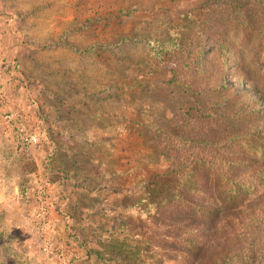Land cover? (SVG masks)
<instances>
[{
    "label": "rangeland",
    "instance_id": "1",
    "mask_svg": "<svg viewBox=\"0 0 264 264\" xmlns=\"http://www.w3.org/2000/svg\"><path fill=\"white\" fill-rule=\"evenodd\" d=\"M238 5L0 0V264H264V15Z\"/></svg>",
    "mask_w": 264,
    "mask_h": 264
},
{
    "label": "trees",
    "instance_id": "2",
    "mask_svg": "<svg viewBox=\"0 0 264 264\" xmlns=\"http://www.w3.org/2000/svg\"><path fill=\"white\" fill-rule=\"evenodd\" d=\"M237 1H239V5H241V6L252 4L254 7L253 10L259 11V13L264 15V0H237ZM239 5H238V9H240V7H241ZM262 20H263V24H264V18H262ZM245 22H247V21L243 20V23H245ZM172 139L174 140L173 144L177 146V156H178L177 164L179 166L178 170L190 167L191 165L194 164V161H195V163H197L199 165L198 168H200V169L203 168L206 170L208 169L212 173L215 172V177L218 178L220 183L221 184H222V182L226 183V185L230 189H228L226 187V185L222 184L224 186V188L226 187L225 198L232 199V201H234V200L237 201L235 196L239 195V193L242 192L243 190L235 191L234 187L231 188L229 186V184L232 183V181L229 182L230 178L228 176H226L227 170L223 169L222 167H218V168L214 169L212 167V164L208 163L206 158L203 156L204 149H202V148L206 149V147H209L210 149H213L214 147H213L212 142H215L214 140L207 139L204 141L201 139V135L199 136V138L193 137V136L186 137L185 135H180L178 137H173ZM181 153H182V155H180ZM198 156L201 159H199ZM232 175H235V174L232 173ZM214 200H215V202H217V204L222 203V202L218 201L217 199H214ZM179 213H181V211H179ZM201 247H202V243H201V245L194 248L195 254L200 252ZM152 250L153 249H150L147 247L144 249V251L147 254L152 252ZM134 262L136 264L141 263V262L137 263L138 261H136V260H134ZM186 262L187 261L185 260V261L178 263V264H188ZM189 264H190V262H189ZM229 264H233V263H229ZM239 264H254V263H251V262L249 263L247 261H241Z\"/></svg>",
    "mask_w": 264,
    "mask_h": 264
},
{
    "label": "crops",
    "instance_id": "3",
    "mask_svg": "<svg viewBox=\"0 0 264 264\" xmlns=\"http://www.w3.org/2000/svg\"><path fill=\"white\" fill-rule=\"evenodd\" d=\"M11 117H13L12 115H10ZM10 116H8V117H6V118H10L11 119V117ZM2 129V133H0V136H4V138H6V139H8V137H12L13 136V134H12V132L11 131H9V130H7L6 128H1ZM16 134V133H15ZM2 146V144H0V147ZM3 196V195H2ZM3 200H5V196H3Z\"/></svg>",
    "mask_w": 264,
    "mask_h": 264
},
{
    "label": "built area",
    "instance_id": "4",
    "mask_svg": "<svg viewBox=\"0 0 264 264\" xmlns=\"http://www.w3.org/2000/svg\"><path fill=\"white\" fill-rule=\"evenodd\" d=\"M11 119H12V117H11ZM26 141H27L28 145L35 146L37 144V139L33 134L28 135V137H26Z\"/></svg>",
    "mask_w": 264,
    "mask_h": 264
}]
</instances>
